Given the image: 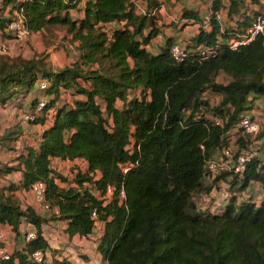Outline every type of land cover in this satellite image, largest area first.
I'll use <instances>...</instances> for the list:
<instances>
[{"label":"trees","instance_id":"1","mask_svg":"<svg viewBox=\"0 0 264 264\" xmlns=\"http://www.w3.org/2000/svg\"><path fill=\"white\" fill-rule=\"evenodd\" d=\"M143 1L153 10L158 6L156 0ZM245 1L261 3L228 0L227 6V17L239 18L240 33L252 21L245 14L250 7ZM80 2L83 18L72 20L69 10ZM220 7L221 2L213 0L211 12ZM15 11L31 33L65 29L78 42V56L55 71L36 57L0 56V101L45 81L44 105L33 123L49 115L51 120L37 146H25L19 162L4 168L20 171L22 179L19 185L0 188V224L18 235L24 219L34 226L35 236L22 250L0 256V264L44 263L48 244L41 224L47 219L30 206L22 208L12 194L28 190L35 181L44 183V200L57 210L49 219L67 221L70 236L91 233L95 220L104 223L98 250L106 264H264V200L256 205L231 198L222 213L202 215L192 198L201 187L210 151L237 122L247 96H264V30L230 48L227 40L233 33L212 17L208 30L199 22L194 42L214 45V52L202 58L188 54L175 62L169 54L172 42L158 54L142 46L144 39L138 36L152 14H136L132 0H0L2 36ZM112 21L126 24L104 28ZM220 72L229 77L227 83L215 81ZM138 88L140 96L126 101L127 91ZM61 89L85 99L58 104ZM205 90L221 95L217 105L200 99ZM117 100L124 103L121 108H116ZM38 102L33 100L32 111ZM16 132L15 127L7 129L0 144L8 145ZM247 139L240 138L239 145L245 147ZM52 158L86 162V171L74 178L77 186L56 184L55 178H66L50 167ZM258 162L253 159L240 175L233 174L235 189L243 190L252 180L264 189V166ZM34 250L42 251L41 262L29 258ZM52 264L70 262L54 259Z\"/></svg>","mask_w":264,"mask_h":264},{"label":"crops","instance_id":"2","mask_svg":"<svg viewBox=\"0 0 264 264\" xmlns=\"http://www.w3.org/2000/svg\"><path fill=\"white\" fill-rule=\"evenodd\" d=\"M133 11L136 14H144L151 12V23H147L142 30V35L138 36V39L142 41V46L151 54H158L168 42H177L188 51L189 55L197 54L203 46V44H195L194 38L199 33V22L201 17L208 12H211V6L213 0H156L158 6L153 10L152 7H148V4L143 0H132ZM221 7L218 10L220 13V24L228 19L229 24L233 27L236 25V21L239 20L238 16L227 17L228 0H219ZM245 5L250 6L252 9H256L257 6L245 1ZM83 2H80L75 9L69 10V16L72 20H80L83 18ZM126 24L125 21H112L104 24V28L113 29L120 28ZM56 41L54 44L59 43L63 47H70L74 52L73 58L68 59L66 64L61 66H54L47 60L46 54L44 55V63L52 70L60 69L64 66L70 65L77 59L76 46L77 41L71 39V35H68L65 29L52 28ZM6 33V32H5ZM49 34L45 29L42 31L32 32L27 38L18 42H25L33 37L44 38V42ZM7 34V33H6ZM8 35V34H7ZM148 36V37H146ZM2 38V34L0 33ZM0 38V50L4 41ZM46 46L52 44L50 41L45 42ZM68 45V46H67ZM60 47V46H59ZM23 58H32L33 55L24 56ZM37 57V56H35ZM215 81L220 83H227L229 77L220 72L215 76ZM140 88L128 90L126 93V101H129L133 97L140 96ZM38 85L35 84L29 90L22 91L21 93L5 100L0 101V135H2L7 129L15 127L16 132L14 139L10 140L8 145L0 144V188L6 187L9 184L19 185L22 179L20 171L7 172L4 168L16 165L19 160L18 157L25 152V146H37L42 132L48 128L51 124L50 115L46 116L43 122H29L24 120L23 116L32 112L33 100H40L45 98ZM83 100L85 97L81 94H73L69 90H60V99L58 104H72L73 100ZM200 99L207 101L209 105H217L221 99V95L218 93L205 90L200 94ZM214 100L212 103L211 101ZM123 102L117 100L115 102L116 108H121ZM231 109V108H230ZM42 116V114H40ZM241 116H248L256 120L259 124V129L264 130V96H253L249 94L247 96L246 107L239 113L238 119ZM222 121V120H221ZM240 138L246 139L248 135H243L242 132L235 126H231L223 134L220 146L213 148L207 158L208 161L221 160L223 155V149L227 148L231 152H242L249 144L252 143V139L245 147L239 145ZM242 141V140H241ZM256 144L260 148V154L255 159L259 161L260 165L264 166V136L263 140H255ZM263 151V152H262ZM206 160V161H207ZM50 167L64 176L66 181H60L55 178V182L60 187L77 186L74 182V178L77 173H84L87 169V164L82 159L74 160H62L59 158H52L50 161ZM99 176L98 173L94 176V179ZM233 174L229 169L218 170L212 179H206L203 175L201 179V187L192 192V198L195 204L198 202L201 194H207L210 196L212 203L222 204L225 202V195L231 194V198H234L235 203L249 200L256 205L260 204L264 200V189L262 184L258 181H249L247 186L243 190H237L233 185ZM84 186L91 189L94 194L92 186L84 182ZM14 197L20 202L22 208L30 206L34 209L35 213L40 217L47 219L41 224V233L45 238L48 247L45 251V259L43 264H52L54 259L61 260L66 259L70 264H106L105 259L98 250V244L101 240L104 223L100 220H95L92 232L80 236L78 234L69 235L66 232L67 221L59 219H49V217L55 213V209H44L40 202L34 197L30 189H16L12 192ZM110 194H106V198L109 199ZM230 202V200H229ZM227 206V205H226ZM27 230H34V226L26 222L24 219L18 225V235H16L11 227L7 224H0V233L2 238L0 239V253L6 255L11 254L14 250H22L24 248L25 239L24 233ZM17 264V263H15Z\"/></svg>","mask_w":264,"mask_h":264},{"label":"built area","instance_id":"3","mask_svg":"<svg viewBox=\"0 0 264 264\" xmlns=\"http://www.w3.org/2000/svg\"><path fill=\"white\" fill-rule=\"evenodd\" d=\"M212 17L219 21L220 13L217 12H208L205 13L200 20V27L202 30H208L211 24ZM264 30V0H261V3L257 5L254 14L252 15L251 25L245 30V32L241 33L237 37H229L227 40V44L230 48H236L241 44L248 43L252 40L256 35L262 34ZM5 32L8 35H11L15 40L21 41L27 38L31 32L25 26L24 18L18 11L14 12V15L6 22L5 24ZM214 52V45L201 47L199 52L197 53L198 58H202L208 56ZM169 54L175 62H179L184 60L188 56V51L185 47L180 45L177 42H172L169 45ZM47 87V82L40 81L38 83L39 90H44ZM44 105V99L41 98L32 112L23 116L24 120L33 122L36 116L41 111ZM212 121L216 124H221V119L219 117H211ZM235 126L242 132L243 135H248L251 138H254L259 132V124L256 120L248 117L241 116L235 123ZM255 138L252 139V143L243 150L242 152H231L229 149H223L224 157L219 161H206L204 166V176L206 179H212L218 170H226L229 169L232 174L240 175L246 168L247 164L251 162L253 159L259 156L260 148L256 144ZM125 171L126 168H123ZM34 197L40 202L41 206L48 210L49 206L47 202L44 200L45 193V185L42 181H35L30 185L29 188ZM110 188H107V192L110 194ZM231 194L225 195V202L222 204H214L211 201V198L207 194H201L199 196L198 202L195 204V209L198 214H220L224 211L226 205H228ZM56 213V208H54ZM35 236L33 230H27L24 233L25 241H29L33 239ZM2 238V234L0 233V239ZM0 256L7 257L5 253H0ZM29 258L35 262H41L43 260V253L41 250H34Z\"/></svg>","mask_w":264,"mask_h":264},{"label":"rangeland","instance_id":"4","mask_svg":"<svg viewBox=\"0 0 264 264\" xmlns=\"http://www.w3.org/2000/svg\"><path fill=\"white\" fill-rule=\"evenodd\" d=\"M254 12L255 10L252 9L251 7H248V9L245 10V14L248 17L252 16ZM234 16L236 17L237 15H234ZM221 26L223 29L227 30L229 33H233L232 35H230V37H237L241 34L240 32L243 31L241 30V28L236 27V25L232 27L229 24L227 18H225V21L222 22ZM47 32L49 34L52 33L51 31H47ZM55 36L56 35H54V33H52V35L47 36V39L45 40V42L50 41L52 44H49V46L48 45L46 46L44 42V38L33 37L32 39H29L28 41H25V42L23 41L20 43L18 41H15V39L11 35L4 34L2 38L0 37L1 39H3V41L5 39L3 43V45L5 44L4 45L5 47L1 46L0 56L8 60H13L16 57H20L19 54L27 56V57L30 55H33V57L37 56L36 58L43 61L45 58L44 55L46 54L47 60L51 64H54V66L59 67L63 64H66L68 62V59H72L74 52H72V49L70 47L68 48H66V46L63 47L59 43L54 44L56 41H58L54 39ZM211 102L213 103L214 100H212ZM263 136H264V130L259 129V132L254 138L255 140L261 141L263 140ZM254 138H251V139H254ZM251 139L249 138L247 139V143H246L247 145Z\"/></svg>","mask_w":264,"mask_h":264}]
</instances>
